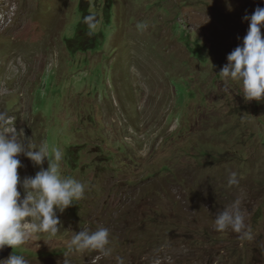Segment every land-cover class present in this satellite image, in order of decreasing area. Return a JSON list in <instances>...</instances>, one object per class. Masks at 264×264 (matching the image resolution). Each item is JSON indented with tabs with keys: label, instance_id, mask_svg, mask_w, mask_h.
<instances>
[{
	"label": "rangeland",
	"instance_id": "obj_1",
	"mask_svg": "<svg viewBox=\"0 0 264 264\" xmlns=\"http://www.w3.org/2000/svg\"><path fill=\"white\" fill-rule=\"evenodd\" d=\"M257 7L264 0H0V132L23 130L19 139L49 156L59 149L62 176L86 186L57 213L56 237L32 235L9 255L264 264V100L246 102L218 75ZM87 15L98 20L91 36ZM18 158L21 179L39 171ZM235 201L251 240L215 230ZM101 226L110 256L64 255L74 233Z\"/></svg>",
	"mask_w": 264,
	"mask_h": 264
},
{
	"label": "clouds",
	"instance_id": "obj_2",
	"mask_svg": "<svg viewBox=\"0 0 264 264\" xmlns=\"http://www.w3.org/2000/svg\"><path fill=\"white\" fill-rule=\"evenodd\" d=\"M243 19L248 23L247 32L242 42L227 55V63L218 75L225 82L239 84L246 102H260L264 100V37L261 32L264 28V7L255 8L250 16L246 15ZM83 23L87 26V34L93 35L98 27L97 18L94 15L84 16ZM147 27L143 22L136 25L141 32ZM21 132L23 130L18 132L15 127L7 134L0 132V251L5 247L12 250L20 248L32 235L56 237L62 229L57 213H63L85 196L84 183L62 176V152L54 149L49 156L46 147L29 149L26 138L24 141L19 139ZM20 155L39 168L34 176L21 179L18 174V169L23 167L18 158ZM45 161L47 168L43 167ZM236 184V173H232L228 185ZM18 185L23 190V198ZM245 217L246 212L241 210L240 202L235 201L216 215L215 230L224 232L231 229L240 240H251L252 233ZM85 251L110 256L113 248L109 230L101 226L95 231L74 233L64 255ZM0 264H28V261L12 251L6 259H0ZM63 264H69V261L65 259ZM117 264H124V259L117 257Z\"/></svg>",
	"mask_w": 264,
	"mask_h": 264
},
{
	"label": "water",
	"instance_id": "obj_3",
	"mask_svg": "<svg viewBox=\"0 0 264 264\" xmlns=\"http://www.w3.org/2000/svg\"><path fill=\"white\" fill-rule=\"evenodd\" d=\"M11 251V248L5 247L3 251H0V259H5L8 257L9 253Z\"/></svg>",
	"mask_w": 264,
	"mask_h": 264
},
{
	"label": "bare ground",
	"instance_id": "obj_4",
	"mask_svg": "<svg viewBox=\"0 0 264 264\" xmlns=\"http://www.w3.org/2000/svg\"><path fill=\"white\" fill-rule=\"evenodd\" d=\"M146 52V51H145ZM149 58V55H146Z\"/></svg>",
	"mask_w": 264,
	"mask_h": 264
}]
</instances>
